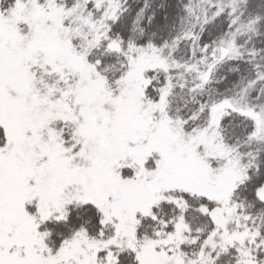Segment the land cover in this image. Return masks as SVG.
<instances>
[{
  "label": "snow or ice",
  "instance_id": "snow-or-ice-1",
  "mask_svg": "<svg viewBox=\"0 0 264 264\" xmlns=\"http://www.w3.org/2000/svg\"><path fill=\"white\" fill-rule=\"evenodd\" d=\"M0 264H264V0H0Z\"/></svg>",
  "mask_w": 264,
  "mask_h": 264
}]
</instances>
